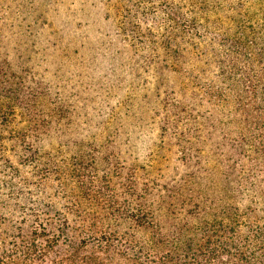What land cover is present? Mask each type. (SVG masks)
<instances>
[{
	"label": "rangeland",
	"instance_id": "rangeland-1",
	"mask_svg": "<svg viewBox=\"0 0 264 264\" xmlns=\"http://www.w3.org/2000/svg\"><path fill=\"white\" fill-rule=\"evenodd\" d=\"M221 226H264V0H0V264Z\"/></svg>",
	"mask_w": 264,
	"mask_h": 264
},
{
	"label": "trees",
	"instance_id": "trees-1",
	"mask_svg": "<svg viewBox=\"0 0 264 264\" xmlns=\"http://www.w3.org/2000/svg\"><path fill=\"white\" fill-rule=\"evenodd\" d=\"M205 239L198 249L181 244L182 249L176 247L175 255L161 264H264V226L248 230L246 235L221 226Z\"/></svg>",
	"mask_w": 264,
	"mask_h": 264
}]
</instances>
